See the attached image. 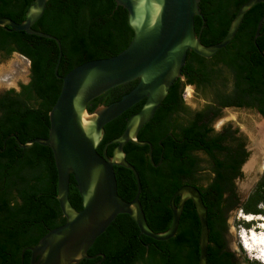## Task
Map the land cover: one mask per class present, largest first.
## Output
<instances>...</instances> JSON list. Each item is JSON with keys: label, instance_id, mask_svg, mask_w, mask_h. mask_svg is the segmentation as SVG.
<instances>
[{"label": "trees", "instance_id": "trees-1", "mask_svg": "<svg viewBox=\"0 0 264 264\" xmlns=\"http://www.w3.org/2000/svg\"><path fill=\"white\" fill-rule=\"evenodd\" d=\"M251 0H201L202 17L195 19L201 43L210 47L224 40L240 8ZM35 0H0V19L17 23L26 19ZM264 3L255 5L231 44L211 59L189 52L182 74L196 76L209 91L208 103L200 110L185 105L181 78L169 90L153 119L140 131L139 142L153 145V162L148 145L129 143L126 159L138 171L142 192L140 202L148 225L154 233H164L172 223L170 199L186 185L196 187L208 209L210 244L208 264H233L228 253L230 212L246 215L264 211V177L249 198L242 202L236 182L244 177L242 169L250 153L239 128L212 127L224 107L250 109L264 117V24L255 40ZM34 30L58 38L62 56L58 76L93 60L106 59L123 52L134 32L128 12L114 0H50ZM18 53L29 60L31 77L23 91H6L0 96V264H30L31 251L51 231L66 223L58 201V173L50 147L22 145L46 139L50 132L49 113L55 105L63 82L55 74L60 57L58 44L25 32L0 28V63ZM134 81L116 87L90 103L89 113L110 106L130 93ZM141 101L105 127V138L98 148L103 154L110 141L123 135L129 119L139 113ZM116 145L107 147L112 157ZM120 197L134 200L138 185L134 173L115 167ZM69 199L81 211L83 201L73 177ZM179 205V198L175 201ZM200 220L192 200L185 203L176 236L155 241L141 234L128 215H119L89 250L96 260L79 264H199ZM248 264H252L247 261Z\"/></svg>", "mask_w": 264, "mask_h": 264}, {"label": "water", "instance_id": "water-1", "mask_svg": "<svg viewBox=\"0 0 264 264\" xmlns=\"http://www.w3.org/2000/svg\"><path fill=\"white\" fill-rule=\"evenodd\" d=\"M49 1L35 0L22 23L1 18L0 28L55 41L60 49L55 68L58 76L62 56L60 40L33 29L43 17ZM114 1L128 12V23L134 32L130 45L116 56L86 62L67 75L58 76L63 85L49 113L48 138L35 139L26 145L19 142L22 148L40 144L52 149L58 173V201L66 218L63 226L51 230L36 247L29 248L32 253L30 264H79L85 259L98 258L100 255L90 257L89 250L119 215L130 216L144 236L155 241H168L178 232L182 212L188 200L195 204L201 225L199 264H208L210 229L208 209L201 192L191 185L177 190L170 199L172 223L169 230L161 234L154 233L148 225L140 202V175L127 161L125 147L129 143L148 145L153 162L152 145L149 142H139L138 135L153 119L174 82L182 78L188 53L194 52L206 59L215 57L235 39L246 13L255 5L264 3V0H251L244 4L224 40L210 47L204 46L200 35L196 33L195 19L197 16L202 17L201 0H146L147 5L152 2L161 5L160 16L153 26L150 25L149 11H146L143 22L139 24L137 9L141 0ZM263 24L264 15L258 22L255 40L261 36ZM134 81H138L137 86L121 100L89 113L91 102L116 87ZM143 100H146L143 109L129 119L123 135L107 143L103 154H100L98 148L105 138V127ZM84 111L91 117H96L93 130L100 138L98 143L83 127L81 113ZM261 119L264 120V117L261 116ZM248 138V162L258 155V159L264 164V154H259L251 133ZM109 145H116L112 157L107 154ZM118 166L131 170L137 180L138 191L131 202L124 201L119 195L115 174V167ZM243 173L247 177L245 168ZM71 177L75 179L83 201L81 211L70 203ZM177 198L178 206L175 204ZM103 260L102 255V260L96 264Z\"/></svg>", "mask_w": 264, "mask_h": 264}, {"label": "rangeland", "instance_id": "rangeland-1", "mask_svg": "<svg viewBox=\"0 0 264 264\" xmlns=\"http://www.w3.org/2000/svg\"><path fill=\"white\" fill-rule=\"evenodd\" d=\"M19 62H24L25 67L28 69H26V73L23 76L17 74L19 71ZM10 65L12 67H10ZM30 77L31 65L29 60L24 56L15 53L0 64V91L11 89L18 91L20 86L30 82ZM193 90V88L187 89V92L185 93V102L191 109H201L206 105V101H203L201 96L195 95ZM195 93L197 94V91H195ZM262 120L261 116L254 111L225 110L224 117L216 123L215 128L219 131L224 125L231 124L234 128L240 129L241 133L248 142L249 133H251L254 125ZM249 162L243 166V169L249 164ZM258 172L252 174L253 176L250 175V177H246L243 173L244 177L236 182L237 192L242 202H245L249 198L257 183L264 177V170ZM262 210L264 211V207H262ZM245 216H253L255 217V221L248 223ZM263 223L264 213L260 215H246L243 211L238 210L230 215V245L233 249L237 250V257L240 264H248L247 261L252 264H264L257 257L256 252H249L245 250V247L242 245L243 239L240 237L247 235V233L255 229L257 230V233H263V229L261 228V224ZM256 227H260V229L258 230Z\"/></svg>", "mask_w": 264, "mask_h": 264}, {"label": "bare ground", "instance_id": "bare-ground-1", "mask_svg": "<svg viewBox=\"0 0 264 264\" xmlns=\"http://www.w3.org/2000/svg\"><path fill=\"white\" fill-rule=\"evenodd\" d=\"M137 10L139 14V24L141 25V23L143 22L146 11H149L151 15L150 25L153 26V24H155V22L160 16L161 5L154 2H152L150 5H147L146 0H141L138 4ZM133 24L136 25L138 23ZM19 63V71L17 70V74L23 76L26 73L27 68L25 67L24 62ZM10 67L12 66L10 65ZM95 118V116L91 117L85 111L81 113L82 124L85 131L93 137L96 143H98L100 138L94 133L93 130ZM251 136L255 142V146L258 149L259 154H264V120L257 122L256 125H254L253 131H251ZM245 170L247 172V176L250 177V175L257 173L258 171L264 170V164L260 162L257 155L256 157L251 158L249 164L245 167ZM245 219L247 222L255 221V217L253 216H245ZM262 229L263 233H257V230L255 229L247 233V235L240 237L241 239H243L244 246H246L247 250L249 252H256L257 257L261 260L262 263H264V226L262 227Z\"/></svg>", "mask_w": 264, "mask_h": 264}, {"label": "flooded vegetation", "instance_id": "flooded-vegetation-1", "mask_svg": "<svg viewBox=\"0 0 264 264\" xmlns=\"http://www.w3.org/2000/svg\"><path fill=\"white\" fill-rule=\"evenodd\" d=\"M15 54V53H14ZM1 64V63H0ZM181 80H182V82L185 84L184 85V87H183V92H184V94H183V96H184V100H185V93L187 92V89L188 88H193L194 90H193V93L195 94V95H198V96H201L202 97V100L203 101H206V104L208 103V99H207V97H204V96H206V95H211V94H209L211 91H209V89L205 86V85H203V83L196 77V76H191V75H187V74H185V75H183L182 74V78H181ZM11 90H14V89H11ZM6 91H9V90H5V91H0V96H2ZM17 93H20V92H22L23 91V89H22V87L20 86L19 87V90L17 91V90H15ZM195 91H197V94L195 93ZM185 105L187 106V104H186V102H185ZM190 110H200V109H190ZM225 110H249V111H253V110H250V109H238V108H236V107H224V108H222L221 109V112H222V116L219 118V119H217L216 121H215V123L213 124V128H214V130L216 131V132H219V131H221L222 130V128H221V130H219V131H217L216 130V128H215V125H216V123L220 120V119H222L223 117H224V111ZM255 112V111H254ZM225 126V125H224ZM223 126V127H224ZM146 142H148V141H146ZM150 143V142H149ZM151 144V143H150ZM152 145V144H151ZM247 150H248V146H247ZM249 152V151H248ZM152 153H153V145H152ZM250 153V152H249ZM238 210H233V211H231L230 212V215L232 214V213H234V212H237ZM230 217V216H229ZM227 225H228V234H227V242H228V244H227V247H226V251L228 252V253H230V254H233L234 255V259H233V264H240L239 263V259H238V257H237V250H235V249H233L232 247H231V245H230V225H229V218H228V220H227ZM101 255H103L104 256V260L106 259V256L104 255V254H101ZM96 259H98V258H96ZM96 259H94V260H96ZM103 260V261H104Z\"/></svg>", "mask_w": 264, "mask_h": 264}, {"label": "clouds", "instance_id": "clouds-1", "mask_svg": "<svg viewBox=\"0 0 264 264\" xmlns=\"http://www.w3.org/2000/svg\"><path fill=\"white\" fill-rule=\"evenodd\" d=\"M248 223H250V222H248ZM242 245H243V243H242ZM246 250V249H245ZM247 251V250H246ZM259 261V260H258Z\"/></svg>", "mask_w": 264, "mask_h": 264}]
</instances>
